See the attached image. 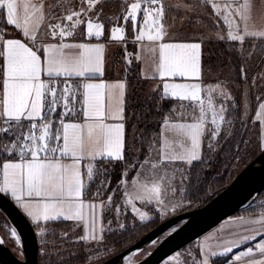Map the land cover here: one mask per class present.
I'll use <instances>...</instances> for the list:
<instances>
[{
    "label": "snow or ice",
    "instance_id": "6c2138e0",
    "mask_svg": "<svg viewBox=\"0 0 264 264\" xmlns=\"http://www.w3.org/2000/svg\"><path fill=\"white\" fill-rule=\"evenodd\" d=\"M201 12L213 28L207 37L180 40L172 34L170 13ZM106 23L113 25L109 37L117 42L126 41L127 25H132L135 42L155 66L151 78L160 81L152 89L158 103L150 106L161 117L158 127L143 138L133 134L127 153L126 83L95 82L104 72L105 44L99 41L105 38ZM205 38L237 46L241 63L257 47L264 55V0L174 5L165 0H0V194L15 203L41 237L51 222L82 223L83 235L75 243L88 245L85 264H109L115 248L108 247L106 237L134 232L136 218L141 225L151 219L138 205L151 207L161 218L184 206L185 196L168 201L164 194L187 192L177 188V174L181 186L190 183L193 165L208 162L204 147L211 158L220 137L234 135L232 113L242 127L258 125L264 150V95L255 96L253 107L245 89L237 107L226 83L205 87ZM249 41L259 45L250 43L246 49ZM240 72L246 80L245 70ZM259 78L264 80V74ZM250 111L254 121L245 122ZM105 162L112 167H97ZM117 166L121 175L112 188L110 173ZM93 185L96 192L86 201ZM106 210L115 213L107 227ZM129 210L131 227L122 220ZM249 211L251 215L205 237L191 264H264V201ZM6 238L22 244L14 227L0 236V244ZM61 255L58 264H70Z\"/></svg>",
    "mask_w": 264,
    "mask_h": 264
},
{
    "label": "rangeland",
    "instance_id": "374dc122",
    "mask_svg": "<svg viewBox=\"0 0 264 264\" xmlns=\"http://www.w3.org/2000/svg\"><path fill=\"white\" fill-rule=\"evenodd\" d=\"M192 2H195V0H192ZM198 14L203 15V12L196 13L195 15H198ZM192 15L193 14L184 15V16L186 19H190V17ZM202 21L200 22V19L197 18L192 22H188L187 24L185 22V24L183 26L186 25V27H189V29H191L193 31L192 33L187 32V34H185V35L188 38L200 36L202 34L205 37H207V34L211 30H213V28L207 19L202 20ZM250 43H256L257 45H259V42L249 41L245 45L246 49L248 48V44H250ZM203 44H205V53H206V57L204 60V63H205L204 66L205 67H204V74H203L205 87H207V85H209V84H215L217 82L226 83L228 86V89H230L231 94L237 100V107H240V102L242 99V93L244 92L245 89H248L249 90L248 98L252 102V105L254 107L255 96L264 95V80H261L259 78L261 74H264V55H261L260 48L257 47L254 50L255 51L254 55L249 53V58L247 59V61L244 63H241V62H238V61H241V58H238L239 49H236L234 51L237 55V58H232V56L229 55V54H232V49L229 47L226 50L225 46H222L220 48V45H219L220 42H218L216 40H208L207 38H205ZM223 48L225 49L224 51H223ZM209 49H213L214 51L209 52ZM224 53H227V57L223 56ZM241 68H243L245 70L246 77H247L246 80L241 77V72H240ZM253 81H255V83H253ZM150 97L151 96L145 95V93L143 92V86L141 84L140 91L137 92V95H136V97L133 100L132 105H131L132 111H131V115H130V123H131V121H133L135 123V125H133L131 133L129 134L128 141L130 144L133 142L132 141L133 134H136V136L138 138H143V136H144V130L141 127H139V124L136 123V121L139 120V119H137L138 117H142L145 114L147 109L145 108L144 103L145 104L149 103ZM142 106H144L143 112H141ZM242 111H243V109L241 108V112ZM233 117H235V127L233 129L234 135L231 138H228V137L222 135L220 137L219 143L217 144L216 151L212 154L211 158H209L208 149L205 146L206 152H205L204 157H205V160L208 162L205 164L204 170H206V171L211 170L212 166L209 163H213L214 161H216L218 155L227 146V143L229 141H232V140L234 142H236V145L234 146L233 150H231V153H230V156L233 157V160L231 161V163L229 164V167L227 168L230 170V174L228 175V177H230L232 175H236L238 172H240L246 166V163L249 159H251L255 154L257 156L262 151H264L260 147V137H259L258 125L255 123H246V126L242 127L240 117L236 116L235 113H232L229 116V118L231 119ZM248 120L254 121V111H250L249 115L247 117H244L245 122H247ZM239 132H241V133H239ZM245 133H246L245 139H244L245 141L242 144L241 139ZM241 144H242V147H241ZM255 157H253V159ZM99 168L109 169V167H106V166H102ZM101 179H103V176H97V180H101ZM176 185H177V188L184 187L187 189V184H185L183 186L180 185L179 174H177ZM164 195H165V199L168 201H173L174 199L179 200L182 195L185 196V198H186V193H182L180 191H177L175 196H173L171 193H165ZM185 198L183 200V204H184L183 207L177 208L175 212H169V214L166 215L165 217H163V219H166L168 216H171V215L174 216L176 214H179L181 212V210L187 205ZM115 199H116V203L119 204L120 200H121L119 193L116 195ZM259 200L264 201V192L258 197V199H256L255 201H253L249 205L254 204L256 202L259 203L258 202ZM138 207H140L141 211H148L149 216L151 218L150 220H152L155 217V215H153V213H156L157 215H159V213L157 211L153 210L151 207L145 208L142 205H138ZM107 214H108V219H107V221H108V220L113 218L115 213H114V211H107ZM122 220H123V222H126L129 225V227H131V225L133 223V214L131 213L130 210L127 214V217L122 218ZM106 224H107V222H106ZM136 224L137 225L140 224L138 218H136ZM13 227L15 228V226H13L9 222V220L6 218V216L0 211V236H5V231L8 229H11ZM112 227L113 228L116 227L115 223H113ZM17 232H18V230H17ZM19 235H20V233H19ZM38 236L41 238V236L39 234H38ZM76 236L79 238L78 233L74 232L73 228H72V232L69 234V237L74 238ZM5 243L14 251V253L18 257L22 258V256H23V250L21 253L22 244H21V246H17L14 244L13 240L10 238H6ZM198 244H199V240H196L195 243L192 244V246H190L186 249L180 250L179 252L175 253L174 255H172L171 257L166 259L162 264H191L190 257L195 259L194 250L197 248ZM155 246H156V244H154L150 247H147L144 250L137 252L135 257H131L129 260L132 263H136V262L146 258L149 255V253L154 249ZM86 247H87V249L84 250V253L87 252V250H88V246H86ZM108 247L112 248L113 246L111 245ZM75 248L78 249L79 247L77 246ZM78 264H81V263H78ZM82 264H85V262Z\"/></svg>",
    "mask_w": 264,
    "mask_h": 264
},
{
    "label": "water",
    "instance_id": "95a60500",
    "mask_svg": "<svg viewBox=\"0 0 264 264\" xmlns=\"http://www.w3.org/2000/svg\"><path fill=\"white\" fill-rule=\"evenodd\" d=\"M264 192V151L252 159L221 192L204 206L176 214L161 222L125 250L107 259L109 264L125 260L154 244L149 255L131 264H162L184 247L199 240L226 219L235 216ZM0 211L16 226L23 256L0 244V264H40L39 237L31 220L7 196L0 194ZM173 229V230H172Z\"/></svg>",
    "mask_w": 264,
    "mask_h": 264
},
{
    "label": "trees",
    "instance_id": "16d2710c",
    "mask_svg": "<svg viewBox=\"0 0 264 264\" xmlns=\"http://www.w3.org/2000/svg\"><path fill=\"white\" fill-rule=\"evenodd\" d=\"M185 0H165L166 3L168 4H176V3H180L183 4ZM114 6V5H113ZM202 15L198 14V15H192L190 17V19H186L184 15H181L180 13H170L169 17H172V21L174 20L173 17H176V22L177 23H183L186 24L188 22H192L195 19L199 18L200 22L202 21V19L200 18ZM181 21V22H178ZM205 20V19H203ZM203 22V21H202ZM113 26V25H109L106 23V35L108 36L109 31L108 29ZM120 26H125L123 24V22H121ZM183 26V25H182ZM186 26V25H185ZM134 30L131 24L127 25V31H126V38H133L134 36ZM106 36V37H107ZM220 48L222 46L226 47V50L230 47V43H223L220 42ZM233 47H236V49H238L237 46H231L230 48L232 49ZM246 47V46H245ZM225 49L223 48V51ZM213 49H209V52H213ZM232 56V58H237L236 53L234 52V50H232V54H229ZM224 57H227V53H224L223 55ZM206 57V53L204 55V60ZM241 62V61H238ZM133 75L131 77V80H133V84H134V90L132 92V95L127 103L128 105V117H127V144H126V153L128 151V145L130 144L128 139H129V134L131 133L132 127L133 125H135V123L133 121H131L130 123V115H131V105L133 100L135 99L137 92L140 91V78H139V68L137 66H134L133 68ZM157 96V99H153V96L149 98L150 102L145 104V108L147 109L145 114L142 117H147V119H139L138 121H136V123L139 124V127H141L144 130V136H147V134L152 130L158 127V121L160 120V116L157 115L154 111V109H152L150 106L151 105H156L158 103V95H154ZM170 102L169 101H164L165 106H167ZM143 107L142 106V110L141 112H143ZM145 125H147V128L145 127ZM241 133V132H239ZM238 133V134H239ZM245 135L246 133L243 135L241 141L242 144L245 141ZM139 139L137 140V143H139ZM241 144V147H242ZM236 145V142L229 141L227 143V146L225 147V149L222 150V152L218 155L217 160L214 161L213 163H209L212 168L210 171H206L204 170V166L205 165H200V164H194L192 171L190 173H188L191 177L192 180L190 183L187 184V192H186V202L187 205L181 210L180 213L182 212H186L192 209H196V208H200L202 206H204L206 203H208L213 197H215L219 192H221L227 185H229L231 183V181L234 179V177L239 173H237L236 175H232L230 177H228V175L230 174V170L227 169L229 167V164L231 163V161L233 160V157L230 156L231 150H233L234 146ZM147 145H145L146 147ZM205 148L203 149V154L205 156ZM253 156V155H252ZM256 154L253 156L255 157ZM253 157L251 159H249L246 163V165L253 159ZM102 166H106L111 168L112 165L108 164L107 162L105 163H98L97 167H102ZM120 168L119 166L116 167L115 171H112L110 173V177H111V187L115 188L117 182L120 179ZM197 177H199V179H197ZM96 192V187L95 185L92 186L91 188V194H86V197L88 198H92V195H94ZM107 194H104V198H106ZM120 196V195H119ZM259 203L261 202V200L258 201ZM259 203H254L249 205L248 207L244 208L242 211L243 212H247L246 214L251 215V212L249 211L250 206H252L253 208H255ZM241 211V212H242ZM241 212H239L236 215H239ZM153 215H155V217L150 220L146 225H141L138 224L136 226V229L134 232H128L124 235H111L106 237L107 240V245L108 246H113L115 248V253L113 255H110L107 259L111 258L112 256L116 255L117 253L125 250L126 248H128L130 245H132L133 243H135L137 240H139L142 236H144L146 233H148L149 231H151L153 228H155L156 226H158L161 222H163L164 220H166L167 218L172 217L168 216L166 219L161 218L159 215H157L156 213H153ZM108 219V214H105V222H107ZM36 229V228H35ZM37 231V229H36ZM72 232V227H71V223L69 222H65V221H57V222H51L48 225V234L45 237H39V262L40 264H58V258H57V254L58 253H63V255L59 256V259L62 260H70V264H78V263H84L85 260L83 259L84 256V250L87 249L86 244H81V243H75V241L78 239V237H69V234ZM38 234V233H37ZM64 234H67L68 239H62V237L64 236ZM195 242L191 243L190 245L184 247L183 249H186L190 246H192V244H194ZM79 247L78 249L75 247ZM13 251V250H12ZM14 252V251H13ZM69 252H71L73 255L69 256ZM195 252V259H198L199 257L196 255L197 252V248L194 250ZM76 254V255H75Z\"/></svg>",
    "mask_w": 264,
    "mask_h": 264
},
{
    "label": "crops",
    "instance_id": "0c3cea01",
    "mask_svg": "<svg viewBox=\"0 0 264 264\" xmlns=\"http://www.w3.org/2000/svg\"><path fill=\"white\" fill-rule=\"evenodd\" d=\"M169 3V2H168ZM172 17L168 18V23L174 24V27L172 28V34L177 36L180 40H185L188 37L185 35L188 33H192L193 31L189 29V27L182 26L183 23H177L176 18L172 21ZM178 22H181L178 20ZM124 27V26H121ZM139 27L142 29V25H139ZM15 34V33H13ZM106 31H105V38L99 42L105 44V52H104V72L103 75L100 77L99 80L95 82H107V83H118V82H125L126 83V93H125V116H126V132H125V151H126V144H127V117H128V101L132 95V92L134 90V84L133 80H131V77L133 75V68L134 66H137L139 68V82L140 85L143 86V92L147 96H154L158 95L156 92H153L152 89L156 87L160 83L159 79H152V74L154 72V64L152 62L151 56L147 53L146 50L142 51L141 45L139 43L135 42V35H133V38H126L125 42H117L110 39L109 34L106 37ZM252 42V41H251ZM204 46V47H203ZM202 46V62H203V68L205 67L204 63V55H205V44ZM144 48H147V42L144 45ZM141 57L139 60L137 57ZM131 60V64H128V60ZM204 74V71H203ZM148 76V79H145L144 77ZM86 201L91 200V198L84 197ZM262 201V200H261ZM98 202V201H97ZM107 213V210H106ZM105 213V214H106ZM247 212H241L239 215L232 216L225 221H223L221 224H219L217 227L212 229L210 232L205 234L203 237L199 239V244L204 240L205 237L211 236L216 234L220 229L226 228L228 226V223L234 221L237 217L240 216H249V214H246ZM255 218V217H253ZM64 221V220H60ZM71 223V227L73 228L74 232H77L79 237L83 235L84 232V226L83 224H78L75 221H65ZM105 227H107V224L105 222ZM34 225V224H33ZM35 227V225H34ZM36 228V227H35ZM38 233V230H37Z\"/></svg>",
    "mask_w": 264,
    "mask_h": 264
},
{
    "label": "bare ground",
    "instance_id": "6f19581e",
    "mask_svg": "<svg viewBox=\"0 0 264 264\" xmlns=\"http://www.w3.org/2000/svg\"><path fill=\"white\" fill-rule=\"evenodd\" d=\"M14 226H15V224H14ZM15 228H16V226H15ZM17 229V228H16ZM135 255H136V253L135 254H132V255H130L126 260H125V262L126 263H129V262H131L129 259L131 258V257H135ZM132 263V262H131Z\"/></svg>",
    "mask_w": 264,
    "mask_h": 264
}]
</instances>
